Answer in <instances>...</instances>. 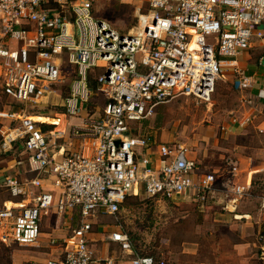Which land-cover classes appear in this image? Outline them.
I'll return each instance as SVG.
<instances>
[{"label":"built area","instance_id":"1","mask_svg":"<svg viewBox=\"0 0 264 264\" xmlns=\"http://www.w3.org/2000/svg\"><path fill=\"white\" fill-rule=\"evenodd\" d=\"M139 1L146 10L137 9V30L120 33L94 15L93 0H0V84L19 106L2 113L15 125L1 132L0 145L8 150L22 141L25 158L16 164L27 169L24 177L10 174L0 180L11 197L0 206V238L30 246L51 210H77L79 215L63 255L46 264H91L93 218L117 219L127 196L171 199L185 194L203 203L213 188L214 172H200L185 145L133 132L158 105L180 95L210 100L223 63L264 37V0ZM60 54L71 68L63 114L79 121L43 131L27 106L39 105L63 80ZM260 64L264 67V55ZM96 70L98 93L107 99L98 112L89 108L95 93L88 78ZM251 85L246 75L234 81L240 91ZM244 101L254 104L251 97ZM249 190V184L238 185L234 192L241 197ZM110 239L133 252L122 226L116 225ZM260 256L264 259V243ZM130 264L166 262L134 253Z\"/></svg>","mask_w":264,"mask_h":264},{"label":"rangeland","instance_id":"2","mask_svg":"<svg viewBox=\"0 0 264 264\" xmlns=\"http://www.w3.org/2000/svg\"><path fill=\"white\" fill-rule=\"evenodd\" d=\"M92 4L94 15L109 22L120 33L137 30L139 15L137 9L140 7L141 10H146V5L139 0H93ZM59 58L62 61L63 80L52 86V91L42 99L39 105L28 104L27 106L30 115H37L38 122L54 123L55 129H58L57 126L62 121L64 125L78 122L76 118H68L62 114L63 99L69 91L71 68L66 62L65 54H60ZM226 67L221 68V74L225 77L217 81L209 101L204 102L180 95L158 105L153 115L136 123L133 133L149 134L157 140L170 144H184L196 151L199 156L200 148L206 143L207 132L211 130L215 137H219L221 124L227 123L233 114H240L242 94L233 83L236 74ZM97 73L98 70L92 74ZM257 86L258 83H255L254 87ZM100 103L101 98L95 94L89 108L98 112ZM18 107V105L13 106L12 101L0 90V130L4 126L15 125L11 117L2 116V113L9 112V110L16 111ZM85 108L86 105L81 107V110ZM42 126L41 123L40 127ZM1 138L0 131V142ZM116 144L119 142L116 141ZM20 159H24V155L16 151V148L10 152L0 150V180L8 173L7 168ZM156 160L158 161V157ZM253 182L249 198L244 200L247 194L241 197L236 196L239 204L248 205L249 208H252L253 202L257 200L254 197L263 193L264 188L263 179L260 176L259 179L256 177ZM6 197V191L0 189V204ZM210 200L211 195L203 203H196L185 194L165 199L148 197L140 193L127 196L116 215L117 219L111 215H97L93 221L99 225H106L99 230H112L116 225L122 226L132 242L131 245L134 248V250L132 248V253L163 258L166 264L236 262L238 260L234 257L233 246L242 239L243 235L249 238L251 234L257 243L254 251L260 255V244L264 243V233H262L264 229L261 228L258 231L257 228L248 225L243 228L234 221L235 219L232 223L214 221V217L221 219V215L214 216L213 211L219 210L217 206L222 203H213ZM55 219L54 214L43 218V232L50 231ZM41 243L47 246L46 239H42ZM31 248L18 245L10 239L3 241L0 238V264H13L14 254H28L29 251H20ZM46 249L49 251V248ZM33 254L41 256L39 253ZM41 257L43 260L46 258ZM42 259L35 261L34 264H43ZM22 264L30 263L23 262Z\"/></svg>","mask_w":264,"mask_h":264},{"label":"crops","instance_id":"3","mask_svg":"<svg viewBox=\"0 0 264 264\" xmlns=\"http://www.w3.org/2000/svg\"><path fill=\"white\" fill-rule=\"evenodd\" d=\"M263 55L264 37L262 39L256 38L251 41L249 47L243 49L232 60L223 63V66H227L228 70L236 74V78L246 75L251 79V87L244 91L238 90L242 94L240 97V114H233L229 117L227 123L221 124V135L219 137H215L211 130L207 132L208 137L204 146L199 150V156H197L196 151L186 146L189 149V156L194 157L198 161L200 172H214L215 174V182L209 194V196L211 195L210 201L222 203L218 204L217 208L224 210V212L215 209L213 215H221V219L214 217L213 220L232 223L233 219H235L234 221L241 227L253 226L258 231L261 228L264 229V208L260 207V196L262 193L254 197L257 200L253 202L252 208H249L248 205L237 202L238 199H236L234 189L238 185L249 184V193H244V195L247 194L244 199L246 200L251 196L250 191L256 177L259 179L260 176L264 183V67L260 64V59ZM223 77H225L224 74L222 79ZM255 83H258L257 87H254ZM246 97L254 99L253 106L245 103L244 99ZM35 118L37 120V115H35ZM244 119H249V121L244 125H240L239 122ZM42 124L51 125L52 123L44 122ZM54 125L53 123V128L55 127ZM66 125L62 121L57 128H63ZM6 128L7 126H4L0 131L2 132ZM15 143L16 141L13 142V144ZM59 144L63 145L64 149L69 147L67 141L64 140H59ZM8 150H4V152ZM21 153L23 154V151ZM233 165L236 167L235 171L231 170ZM7 171L8 173L5 175L17 174L24 177L27 174L26 166L18 165L16 161L7 168ZM43 185L48 188L46 182ZM10 198L7 193V197L1 201L0 206ZM189 198L191 199V196ZM51 214H54L56 219L50 231L43 232L41 221L40 235L36 243L28 246L32 247L31 249H22L20 251H29L28 254H14L13 264H22L23 262L34 264L36 263L35 261H41V256L46 257L44 260L42 259V263L46 264L48 260L58 259L63 255V246L68 241L67 237L71 228L75 227L79 221L78 211L71 210L58 213L55 210H51L46 216ZM93 222L95 223L94 226H97L96 228L93 226V230L89 234V246L94 252L91 264H105L106 260H111L112 264H130V259L134 253L121 249L117 242L110 239V233L116 230V226L112 230H99V228L106 227V225H99L97 222ZM42 239L47 240V246L41 245ZM256 244L252 234L249 238L243 235L242 239L233 246L235 250L234 257L238 261L218 262L216 264H264V259L258 255L257 251H254ZM68 246L70 247V244ZM46 248H49V251ZM33 253H39L41 256Z\"/></svg>","mask_w":264,"mask_h":264},{"label":"trees","instance_id":"4","mask_svg":"<svg viewBox=\"0 0 264 264\" xmlns=\"http://www.w3.org/2000/svg\"><path fill=\"white\" fill-rule=\"evenodd\" d=\"M92 73H93V72H92ZM95 75H96V74H91V75L89 76V78H88V83H89L91 89L94 91V93H95V94H98V96L101 98V103H100L101 105H100L99 107H102V106L107 102V99H106L104 96H102L101 94L98 93V85H97V82H96V79H95ZM0 90H1L2 94H3L5 97H7L9 100L12 101L13 106H14V105H15V106L18 105L16 102H14V101L12 100L11 97H9V96L4 92L3 87L1 86V84H0ZM11 111H13V110H9V112H11ZM41 128H42L43 131H46V130H49V129L53 128V124H51V125H43ZM134 131H135V130H134ZM0 147H1V146H0ZM14 148H16V151H18V152L21 153V152L23 151V144H22V141H16V143L13 144L12 148H11L10 150L6 151V152L13 151ZM0 150H1V148H0ZM23 155H24V154H23ZM24 158H25V155H24ZM126 198H127V197H126ZM123 202H124V201H123ZM123 202L120 204V207H121V205L123 204ZM262 233H264V232H262ZM262 233H261V235H262ZM263 235H264V234H263ZM263 235H262V236H263ZM131 243H132V242H131ZM132 248H133V245H132ZM133 250H134V248H133ZM140 255H147V254H140Z\"/></svg>","mask_w":264,"mask_h":264},{"label":"bare ground","instance_id":"5","mask_svg":"<svg viewBox=\"0 0 264 264\" xmlns=\"http://www.w3.org/2000/svg\"><path fill=\"white\" fill-rule=\"evenodd\" d=\"M31 118L36 120L35 115H31ZM37 121V120H36ZM38 122V121H37Z\"/></svg>","mask_w":264,"mask_h":264}]
</instances>
